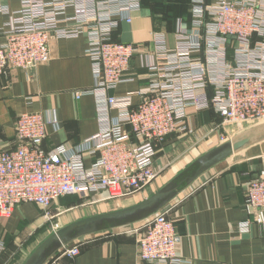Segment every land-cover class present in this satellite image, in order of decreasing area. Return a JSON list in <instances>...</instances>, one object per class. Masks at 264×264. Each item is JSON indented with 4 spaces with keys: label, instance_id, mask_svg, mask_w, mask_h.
Masks as SVG:
<instances>
[{
    "label": "built area",
    "instance_id": "2783aa9c",
    "mask_svg": "<svg viewBox=\"0 0 264 264\" xmlns=\"http://www.w3.org/2000/svg\"><path fill=\"white\" fill-rule=\"evenodd\" d=\"M19 1L14 11L0 4V13L10 15L6 42L0 44V75L8 68L30 70L49 62L51 34H87L95 85L76 91L75 97H96L100 131L77 151L65 144L46 150V128L56 122L54 113H21L18 145L0 151L1 218L24 202L47 208L66 195L116 199L142 191L159 176V143L171 134L194 132L188 123L190 109H211L224 128L243 130L249 122L264 121V0H191L190 28L180 22L173 44L167 33L153 32V53L146 65L150 83L122 96L110 91L133 81L126 73L140 47L118 41L114 34L122 21L132 22L142 9L141 0ZM227 137L222 134L221 140ZM245 206L264 224V173L249 181ZM141 223L137 242L142 260L183 263L175 220L159 211ZM250 224V219L242 221L241 232H249ZM83 244L78 239L63 245L46 264L76 257ZM4 250L0 240V253Z\"/></svg>",
    "mask_w": 264,
    "mask_h": 264
},
{
    "label": "crops",
    "instance_id": "0c3cea01",
    "mask_svg": "<svg viewBox=\"0 0 264 264\" xmlns=\"http://www.w3.org/2000/svg\"><path fill=\"white\" fill-rule=\"evenodd\" d=\"M141 2L142 9L135 13L132 22L122 21L114 34L116 40L135 43L140 47L126 73L127 77H133V81L123 82L110 91L116 96L145 89L149 85L146 65L153 53V32L167 33L170 44H173L180 22L188 29L191 26V6L188 13L186 11L181 15L166 12V21H174L171 25L165 24L154 10V5L172 9L182 3L191 5V0ZM0 4L12 11L20 8L19 0H0ZM68 14L73 15L74 10L70 9ZM9 21L10 15L0 13V44L6 42L4 32ZM49 44V62L38 64L30 70L8 68L0 75V151L11 150L18 145L16 123L23 112L54 113L56 122L48 124L46 128L43 142L46 150L65 144L77 151L86 138L100 131L96 97H75L76 91L95 85L92 61L87 53V34L76 38L51 34ZM133 101L138 104L140 97L134 96ZM220 122L221 118L214 112L190 109L188 123L195 130L187 135H192L190 142L193 146L201 144L192 152L188 149L190 155H195L198 149L209 151L221 144L222 134H226L228 139L242 131L236 126L220 127ZM197 134L199 136L194 137ZM175 136L178 134L166 136L159 147L162 146L166 152H169V148H175ZM181 161L179 166L184 163ZM162 165L158 152L155 160L158 178L132 196L114 200L109 199L107 194H100L82 200L78 195H66L54 202L52 211L62 212L61 226H64L87 216L137 204L167 184L179 170V166L169 169L167 165ZM263 173L264 141H261L217 164L160 210L175 220L181 234L177 252L183 263L179 264H264V224L257 223L245 206L249 181ZM42 215L38 204L24 202L16 206L9 217H0V240L5 244V250L0 253V264H23L38 246L31 249L26 245L29 237L44 225ZM247 219L251 220L250 230L242 233L240 223ZM141 224L140 221L79 238L84 240L81 253L74 258L62 257L59 264H153L142 260L139 255L137 238L143 231L139 228ZM50 234L51 231L44 239Z\"/></svg>",
    "mask_w": 264,
    "mask_h": 264
},
{
    "label": "water",
    "instance_id": "95a60500",
    "mask_svg": "<svg viewBox=\"0 0 264 264\" xmlns=\"http://www.w3.org/2000/svg\"><path fill=\"white\" fill-rule=\"evenodd\" d=\"M264 141V122L248 127L205 152L151 196L132 206L87 216L58 228L45 238L23 264H46L63 245L93 233L143 221L164 208L200 176L235 153Z\"/></svg>",
    "mask_w": 264,
    "mask_h": 264
},
{
    "label": "rangeland",
    "instance_id": "374dc122",
    "mask_svg": "<svg viewBox=\"0 0 264 264\" xmlns=\"http://www.w3.org/2000/svg\"><path fill=\"white\" fill-rule=\"evenodd\" d=\"M190 9L192 10V7H190ZM154 10L160 18L162 17L161 20L164 21L165 24L167 23V25H171V23H174V21H166V19H167V16H165L166 12L172 11L174 14L181 15V14H183L189 10V5L182 3L180 5L179 4L175 5L172 9L171 8H165L162 5H154ZM174 14H173V16H174ZM262 122H264V121H262ZM262 122H249L248 124H246L244 129L251 127L253 125L262 123ZM191 136L192 135H187V134H178V136H175V141L177 142V146H175V148H173V149L169 148V152L168 151L166 152V150L164 148H162V146H161L162 149L159 147L161 149V151H159V153H160V156L162 159V164H163L162 166L167 165V167L169 169H173L174 167L179 166V163L181 160H182L181 162H184L183 165L178 167L179 170L176 172V174H173L174 177L177 174H179V172L182 171L185 167H187L191 161L195 160L196 158H198L199 156H201L202 154H204L205 152L208 151V149L207 150H205V149L199 150L198 149L199 152H195V155H194V153H193V155H190L191 153H189V152H192L193 149L199 148V146L201 145L200 144V145L193 146L190 142ZM196 136H199V135L197 134L194 137H196ZM188 149H191V150L188 152ZM187 155H189V156H187ZM185 158L186 159L189 158L187 160L189 162V163L187 162L188 164L186 163ZM184 159H185V161H183ZM154 181H152L151 183H153ZM61 199H59L58 201H60ZM122 199L123 198H116L114 200H122ZM53 206H54V203L51 204L47 208L40 206L42 211H43V215L41 217L44 220V225H42L41 228H38V231L36 232V234H33L31 237H29L26 246L29 245L31 247V249L35 248L37 245H39V243L44 239V237L47 235L48 232L51 231V233H53L58 228L62 227L61 226L62 225L61 216H63L62 212H59V213L53 212L52 211Z\"/></svg>",
    "mask_w": 264,
    "mask_h": 264
},
{
    "label": "trees",
    "instance_id": "16d2710c",
    "mask_svg": "<svg viewBox=\"0 0 264 264\" xmlns=\"http://www.w3.org/2000/svg\"><path fill=\"white\" fill-rule=\"evenodd\" d=\"M189 5V4H188ZM192 7V2H191V5H189V7ZM187 13H188V11H187ZM190 13H191V11H190ZM190 17H191V14H190ZM204 111H211V112H213L211 109H208V110H204ZM157 147H159V145L157 146ZM79 196V195H78ZM64 197V196H63ZM82 200L84 199L83 197H81V196H79ZM53 204V203H52Z\"/></svg>",
    "mask_w": 264,
    "mask_h": 264
}]
</instances>
